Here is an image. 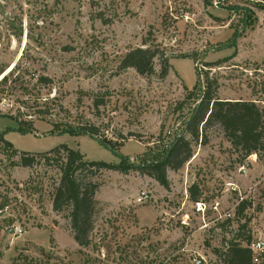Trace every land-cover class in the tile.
<instances>
[{
	"label": "rangeland",
	"instance_id": "obj_1",
	"mask_svg": "<svg viewBox=\"0 0 264 264\" xmlns=\"http://www.w3.org/2000/svg\"><path fill=\"white\" fill-rule=\"evenodd\" d=\"M139 46L160 50L155 73L120 68ZM2 70L0 264H191L198 254L218 264L216 250L241 224L245 237L264 235V151L244 158L220 125L206 130L182 168L168 170V186L135 168L163 157L195 106L187 96L198 82L206 89L207 77L221 99L264 104V9L253 0H0ZM83 125L117 151L59 132ZM64 145L127 168L93 176L87 246L74 238L69 209H54L61 171L47 157ZM24 152L37 157L32 166L14 164ZM142 191L151 195L145 203L137 201ZM243 199L252 205L239 215Z\"/></svg>",
	"mask_w": 264,
	"mask_h": 264
},
{
	"label": "trees",
	"instance_id": "obj_2",
	"mask_svg": "<svg viewBox=\"0 0 264 264\" xmlns=\"http://www.w3.org/2000/svg\"><path fill=\"white\" fill-rule=\"evenodd\" d=\"M264 9V0H253ZM160 56V50L151 46H139L130 49L123 57L120 68H134L141 75H151L155 73V60ZM167 62L168 60L165 59ZM4 70L0 72L2 74ZM9 81V75H4L0 80V90ZM48 81L47 77L41 76L39 82ZM218 82L207 77V87L202 90L198 82L194 89L190 91L187 100L194 99L195 106L185 123L182 132L175 136L168 146L163 157L154 163L138 165L135 168L146 173L161 184L168 186V170H178L182 168L193 156V145L206 138V130L215 124L220 125L237 152H241L244 158L253 154L259 155L264 151V104L256 100L244 99H221L216 96ZM186 101L182 102L181 108ZM22 124V123H21ZM22 131V130H21ZM30 132L31 130H27ZM24 132V131H22ZM69 133L72 136H79L82 133L98 138L101 143L109 147L114 152L117 151L118 143L107 140L99 136L98 128L92 125L81 127L65 126L60 131ZM9 147L12 143L6 141ZM56 147L52 152L57 156L47 157V159L57 163L61 171L60 183L56 187L54 194V209L61 211L69 209L71 227L75 240L80 246L90 244V233L94 226V216L96 212V193L99 183L94 180L95 175L100 174L102 169H122L118 165H113L105 161H91L79 150L63 146ZM48 156V155H47ZM51 156V155H50ZM37 157L34 154L24 152L20 161L16 165L24 167L32 166ZM191 199L198 202L200 189L194 184L189 189ZM251 202L243 199L237 207V214L242 215ZM247 224L240 225V231ZM239 231L237 238L230 240L224 249L216 250L219 255L218 264H257L250 244L253 241L251 235L245 237V233ZM244 239H243V238Z\"/></svg>",
	"mask_w": 264,
	"mask_h": 264
},
{
	"label": "built area",
	"instance_id": "obj_3",
	"mask_svg": "<svg viewBox=\"0 0 264 264\" xmlns=\"http://www.w3.org/2000/svg\"><path fill=\"white\" fill-rule=\"evenodd\" d=\"M240 171L243 174H247L248 172L245 166H242L240 168ZM150 198H151L150 193H148L147 191H142L139 194L137 201L139 203H145L149 201ZM198 205L200 208H202V206H204V203L199 202ZM13 228L15 234L17 235H22L24 233V230L19 225H15ZM250 248L253 251L255 261L257 262L259 256L264 254V235L253 239V241L250 244ZM191 264H211V262L205 256L198 254V255H193V257L191 258Z\"/></svg>",
	"mask_w": 264,
	"mask_h": 264
},
{
	"label": "water",
	"instance_id": "obj_4",
	"mask_svg": "<svg viewBox=\"0 0 264 264\" xmlns=\"http://www.w3.org/2000/svg\"><path fill=\"white\" fill-rule=\"evenodd\" d=\"M3 77H4V75H3ZM1 80V79H0Z\"/></svg>",
	"mask_w": 264,
	"mask_h": 264
}]
</instances>
